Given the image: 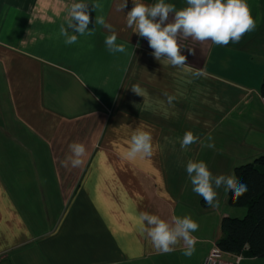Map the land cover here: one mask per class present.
I'll use <instances>...</instances> for the list:
<instances>
[{
    "label": "crops",
    "instance_id": "obj_1",
    "mask_svg": "<svg viewBox=\"0 0 264 264\" xmlns=\"http://www.w3.org/2000/svg\"><path fill=\"white\" fill-rule=\"evenodd\" d=\"M76 2L0 0V264H203L223 237L222 220L246 210L229 206L224 186L219 207L208 206L186 164L204 161L227 176L264 155V0H247L256 28L239 43L178 36L183 68L157 61L126 26L133 0L123 11L122 0H82L100 7L90 12V33L66 45L59 28ZM100 16L125 52L108 51ZM137 129L151 133L154 154L128 159ZM186 131L200 142L181 150ZM73 142L85 145L84 163L65 168ZM145 211L191 216L199 224L194 254L184 256L183 246L157 252L139 230Z\"/></svg>",
    "mask_w": 264,
    "mask_h": 264
},
{
    "label": "clouds",
    "instance_id": "obj_2",
    "mask_svg": "<svg viewBox=\"0 0 264 264\" xmlns=\"http://www.w3.org/2000/svg\"><path fill=\"white\" fill-rule=\"evenodd\" d=\"M186 7L177 10L175 5L157 0L153 5H146L141 0H133V7L126 14V26L131 28L139 37L146 38L152 55L157 61H166L173 67L183 68L186 65V56L181 54L178 36L193 38L196 41H211L213 44L227 46L229 43H239L244 35L256 28V21L251 14L247 0H186ZM127 0L117 6V11H123ZM99 4L82 2L73 3L68 10L67 26L61 24L59 35L64 37L66 45L76 43L78 35L90 33L88 26L91 23L90 12L99 8ZM174 13L173 21L169 22L170 14ZM95 24L106 29L110 35L105 38V46L111 53H123V44H117V34L111 24L104 17H95ZM139 47V45H137ZM195 55L194 49H188ZM197 71L194 75H202ZM132 90L140 95L138 86ZM174 97L169 96L171 102ZM212 141L209 134L207 137ZM200 142V138L191 131H186L180 140L181 150ZM215 148L209 142L205 145ZM70 155L61 164L67 168H78L84 163L85 145L73 142L69 145ZM154 154L152 135L148 131L137 129L130 138L128 159L136 157H151ZM186 173L192 185V191L201 196L204 202L211 207H219L216 189L224 186L225 191L232 193L233 203H238L249 188L240 182L235 175L214 176L204 161L189 160L186 164ZM199 224L191 216H174L171 220L162 219L159 215L141 212L139 214V230L150 240L153 248L159 253H171L177 246H183V255L191 257L195 252L196 238L192 233L198 231Z\"/></svg>",
    "mask_w": 264,
    "mask_h": 264
},
{
    "label": "trees",
    "instance_id": "obj_3",
    "mask_svg": "<svg viewBox=\"0 0 264 264\" xmlns=\"http://www.w3.org/2000/svg\"><path fill=\"white\" fill-rule=\"evenodd\" d=\"M264 98V80L261 85ZM235 176L247 184L249 191L233 203L228 193L230 207L246 210L244 218L225 217L221 229L223 237L217 246L225 253L245 258H264V155L253 163L239 166Z\"/></svg>",
    "mask_w": 264,
    "mask_h": 264
},
{
    "label": "built area",
    "instance_id": "obj_4",
    "mask_svg": "<svg viewBox=\"0 0 264 264\" xmlns=\"http://www.w3.org/2000/svg\"><path fill=\"white\" fill-rule=\"evenodd\" d=\"M262 102L264 104V98L262 99ZM224 256L225 253L218 246H215L203 264H240L244 258L243 256L236 255L235 260L229 262L225 260Z\"/></svg>",
    "mask_w": 264,
    "mask_h": 264
},
{
    "label": "rangeland",
    "instance_id": "obj_5",
    "mask_svg": "<svg viewBox=\"0 0 264 264\" xmlns=\"http://www.w3.org/2000/svg\"><path fill=\"white\" fill-rule=\"evenodd\" d=\"M244 217H245V216H242V217H240V218L242 219V218H244ZM4 264H8V263L6 262V263H4Z\"/></svg>",
    "mask_w": 264,
    "mask_h": 264
}]
</instances>
